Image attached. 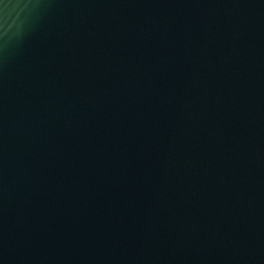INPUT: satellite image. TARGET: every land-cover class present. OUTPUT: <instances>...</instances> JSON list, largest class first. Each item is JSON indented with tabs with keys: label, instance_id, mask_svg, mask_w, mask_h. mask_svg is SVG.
<instances>
[{
	"label": "water",
	"instance_id": "95a60500",
	"mask_svg": "<svg viewBox=\"0 0 264 264\" xmlns=\"http://www.w3.org/2000/svg\"><path fill=\"white\" fill-rule=\"evenodd\" d=\"M0 264H264V0H0Z\"/></svg>",
	"mask_w": 264,
	"mask_h": 264
}]
</instances>
